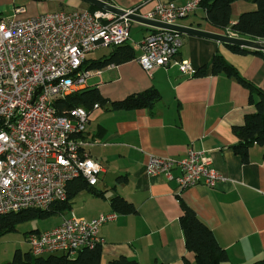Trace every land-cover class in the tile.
Instances as JSON below:
<instances>
[{"label": "crops", "instance_id": "obj_1", "mask_svg": "<svg viewBox=\"0 0 264 264\" xmlns=\"http://www.w3.org/2000/svg\"><path fill=\"white\" fill-rule=\"evenodd\" d=\"M104 1L124 10L137 7L144 14L157 2L182 5L187 0ZM90 5L84 0H0V19H9L16 7L24 8L18 16L29 17L58 9L90 10ZM255 7L248 1H233L230 23L240 13ZM134 22V33L129 32L130 39L126 42L133 48L134 58L88 69L90 74L81 88L97 89L105 101L98 108L89 109L90 119L82 135L91 142L84 147L85 152L102 166L94 185L95 191L102 195L88 190L78 192V203L69 214L91 219L103 213H116L114 219L102 223L98 229L102 241L100 264L119 256L140 263L157 260L194 264V253L186 249L178 223L182 213L179 199L210 228L226 251L228 259L222 264H253L263 260L264 144L251 145L246 161L231 147L237 142L232 127L242 124L245 114L254 111L250 93L225 74H212L208 69L202 76H193L181 72L174 64L186 61L194 72L218 52L240 75L264 91L263 53L251 49L237 52L214 39L179 33L181 44L170 64L148 73L137 57L141 53L139 44L151 29ZM175 24L222 34L225 30L209 25L201 8L178 18ZM111 48H98L88 53L84 61L99 58ZM150 87L160 94L152 110L112 109L111 102ZM253 98H257L255 94ZM188 148L202 152L209 166L225 180L213 186L197 184L179 190L174 179L147 172L149 155L179 159ZM114 197L130 202L134 211L114 210L111 204Z\"/></svg>", "mask_w": 264, "mask_h": 264}, {"label": "built area", "instance_id": "obj_2", "mask_svg": "<svg viewBox=\"0 0 264 264\" xmlns=\"http://www.w3.org/2000/svg\"><path fill=\"white\" fill-rule=\"evenodd\" d=\"M199 2H157L144 14L137 7L127 12L175 24L199 8ZM23 11L16 7L9 19H0V215L45 210L64 199L66 184L75 178L83 177L91 186L97 183L102 166L87 155L84 147L91 142L82 137L90 111L75 107L57 114L53 102L85 86L90 71L82 63L87 54L126 43L132 22L101 9L18 16ZM146 26L151 30L139 44L137 62L150 73L168 66L181 42L177 32ZM223 34L237 36L229 28ZM174 64L183 73H193L186 61ZM145 168L151 175L174 179L179 190L225 180L202 152L191 148L179 159L149 155ZM115 217V212L91 219L63 216L50 229L27 233L29 252L73 256L81 248L101 244L99 226Z\"/></svg>", "mask_w": 264, "mask_h": 264}, {"label": "trees", "instance_id": "obj_3", "mask_svg": "<svg viewBox=\"0 0 264 264\" xmlns=\"http://www.w3.org/2000/svg\"><path fill=\"white\" fill-rule=\"evenodd\" d=\"M235 0H200L199 8L204 12V19L207 23L217 29L229 28L239 37L253 40H264V0H244L255 4V9L240 13L234 23H230V5ZM90 10L96 9L90 5ZM229 26V27H228ZM227 46L237 52L250 51L248 48L239 47L232 44ZM261 53L262 51L254 50ZM135 53L131 45L123 43L112 46L111 50L96 59L85 60L84 69L101 68L108 64H118L134 58ZM86 63V64H85ZM209 69L212 74H225L234 78L239 84L248 89L250 93L249 102L253 104L254 111L245 114L242 124L234 125L232 131L237 137V142L231 147L236 154L241 156L243 161L247 160L248 148L253 144H264V91L253 85L250 81L240 75L237 70L228 63L223 56L215 52L208 63L199 67L193 72V76H202ZM256 95V99L253 98ZM160 99L159 92L150 87L140 92L132 93L122 100L111 102L112 109L130 110L145 107L149 110L155 106ZM105 101L98 93L97 89H79L58 98L53 102L57 114H65L75 107H84L86 110L92 108L94 104H104ZM82 190H88L95 195H102V192L95 191L94 186L87 184L83 177L72 179L66 184L65 197L56 201L45 210L25 209L0 215V236L22 221L34 217H45L50 214H61L69 212L73 197ZM182 213L178 218V223L183 233L185 247L194 253V264H222L227 261L226 251L219 246L210 228L200 220L195 212L180 199ZM114 210L120 212H133L134 208L130 202L122 197H114L111 200ZM36 231V230H31ZM30 232V231H29ZM28 233V232H27ZM101 244L97 243L92 247H85L77 250L73 256L64 253H50L35 256L27 251L15 249L8 264H100ZM184 260V259H183ZM263 260L253 264H259ZM107 264H169L154 260L150 263H140L125 256L111 258ZM184 264L186 262L184 261Z\"/></svg>", "mask_w": 264, "mask_h": 264}, {"label": "water", "instance_id": "obj_4", "mask_svg": "<svg viewBox=\"0 0 264 264\" xmlns=\"http://www.w3.org/2000/svg\"><path fill=\"white\" fill-rule=\"evenodd\" d=\"M84 1L101 10L110 12L117 16L125 15V17H127L128 19L132 21L140 22L144 25L167 29V30L174 31L177 33H184V34H189V35L210 38V39H214L219 42H222V43L232 44V45H236L239 47L248 48L251 50L261 51L264 49V41L253 40V39L239 37V36H229V35H225L222 33L210 32V31H206L203 29H199V28L165 23V22L145 18L135 13H128L127 10L115 7L114 5L104 0H84Z\"/></svg>", "mask_w": 264, "mask_h": 264}, {"label": "rangeland", "instance_id": "obj_5", "mask_svg": "<svg viewBox=\"0 0 264 264\" xmlns=\"http://www.w3.org/2000/svg\"><path fill=\"white\" fill-rule=\"evenodd\" d=\"M135 22H132L131 27L129 28L130 33H134ZM80 193H77L73 197L72 208L69 211L70 214L72 210L76 207L78 197ZM69 212L61 214H50L45 217H34L26 221H22L15 226L14 230L3 233L0 236V264H8L12 258L13 252L15 249H20L22 251L29 250V245L27 243V232L31 230H45L50 229L62 220V217L69 214ZM69 214V215H70Z\"/></svg>", "mask_w": 264, "mask_h": 264}]
</instances>
